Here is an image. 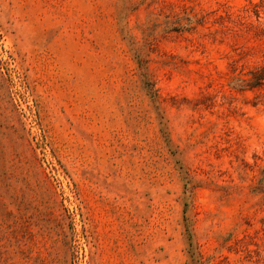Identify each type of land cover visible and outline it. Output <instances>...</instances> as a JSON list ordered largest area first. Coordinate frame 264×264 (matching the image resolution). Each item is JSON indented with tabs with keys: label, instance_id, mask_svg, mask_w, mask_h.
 Listing matches in <instances>:
<instances>
[{
	"label": "rangeland",
	"instance_id": "1",
	"mask_svg": "<svg viewBox=\"0 0 264 264\" xmlns=\"http://www.w3.org/2000/svg\"><path fill=\"white\" fill-rule=\"evenodd\" d=\"M0 264H264V0H0Z\"/></svg>",
	"mask_w": 264,
	"mask_h": 264
},
{
	"label": "trees",
	"instance_id": "2",
	"mask_svg": "<svg viewBox=\"0 0 264 264\" xmlns=\"http://www.w3.org/2000/svg\"><path fill=\"white\" fill-rule=\"evenodd\" d=\"M143 77H145V74L143 73ZM262 78H260L259 80H261ZM153 96H155L154 94H153Z\"/></svg>",
	"mask_w": 264,
	"mask_h": 264
}]
</instances>
